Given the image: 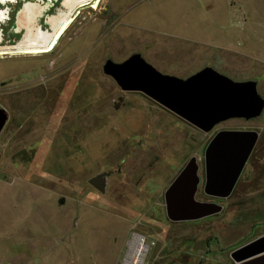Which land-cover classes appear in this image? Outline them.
<instances>
[{
	"label": "rangeland",
	"instance_id": "1",
	"mask_svg": "<svg viewBox=\"0 0 264 264\" xmlns=\"http://www.w3.org/2000/svg\"><path fill=\"white\" fill-rule=\"evenodd\" d=\"M238 1L100 0L96 10H77L51 54L0 57L8 116L0 133V264L11 256L18 264H125L128 243L136 251L140 238L141 264H232V250L264 235V111L203 133L102 73L108 59L150 51L161 74L186 79L211 67L256 82L264 99V34L249 40L235 32L242 14L247 26L256 29L260 19L264 29V0H240L248 14ZM52 3H7L0 46L21 41L25 29L48 31L47 18L64 11ZM27 6L45 8L38 25L20 26ZM222 130L259 139L232 194L214 199L202 192L203 153ZM191 157L199 166L196 200L222 211L172 223L163 193ZM103 173L101 194L88 181Z\"/></svg>",
	"mask_w": 264,
	"mask_h": 264
},
{
	"label": "water",
	"instance_id": "2",
	"mask_svg": "<svg viewBox=\"0 0 264 264\" xmlns=\"http://www.w3.org/2000/svg\"><path fill=\"white\" fill-rule=\"evenodd\" d=\"M102 73L121 92L141 94L203 133L229 120L257 119L264 111V99L257 92L256 82H236L211 67L181 79L161 74L135 53L121 63L106 60ZM7 120L6 111L0 107V133ZM258 139L257 132L245 130H222L213 136L203 153L205 196L227 199L232 194ZM198 172L196 158H189L164 191L168 221H197L222 211L220 205L196 200L200 184ZM108 175L95 176L88 184L103 194ZM229 258L232 264H264V235L235 248Z\"/></svg>",
	"mask_w": 264,
	"mask_h": 264
},
{
	"label": "bare ground",
	"instance_id": "3",
	"mask_svg": "<svg viewBox=\"0 0 264 264\" xmlns=\"http://www.w3.org/2000/svg\"><path fill=\"white\" fill-rule=\"evenodd\" d=\"M16 0H0V5L6 6L9 2H15ZM100 0H63L61 5L64 11L56 16L48 17L46 20L48 31H43L40 26L35 27V29H25L22 35L21 41L10 46L6 45L4 47L0 46V57L5 56H32L38 57L42 55L51 54L59 41L64 36L65 32L71 27L72 23L76 19L74 14L79 9L89 7L91 10H96L98 8ZM45 8L34 6L25 9V11L19 17V24L21 27H30L38 25L39 19L46 12ZM9 7L0 8V25L5 23L10 16ZM74 17V18H73ZM41 20V19H40ZM3 38L0 35V44ZM140 251V252H139ZM139 252V253H138ZM146 252V245L143 238L137 241V249L134 255V261L130 264H141L142 257ZM140 255H138V254Z\"/></svg>",
	"mask_w": 264,
	"mask_h": 264
},
{
	"label": "crops",
	"instance_id": "4",
	"mask_svg": "<svg viewBox=\"0 0 264 264\" xmlns=\"http://www.w3.org/2000/svg\"><path fill=\"white\" fill-rule=\"evenodd\" d=\"M238 2H240V6L237 4V8H239L240 9V12H242V11H245L246 10V12H247V14H248V11L249 10H247V8L244 6H242V4L243 3H241V1L239 0ZM247 18V19H246ZM244 19V20H243ZM247 21H251L250 19H249V16L248 15H244V14H242L241 15V19H240V22H239V20L237 21V23L235 24V32L236 33H240L242 36H244V34H245V36L247 37V39H248V37H249V40H256V39H258L260 36H259V34L262 32L263 34H264V29L263 28H261V26H260V24H261V22L262 21H260V19H256L255 20V24H257V26H256V29L253 27L254 25H246V24H250L249 22H247ZM259 29H260V31H259ZM239 33H238V35H239ZM242 33H244V34H242ZM261 33V34H262ZM253 36V37H251V38H253V39H251L250 38V36ZM246 37H242V39L241 38H239V40L241 41V40H243V39H245ZM238 40V41H239ZM241 42H243V41H241ZM243 44H245V42H243ZM142 57H143V59L147 62V63H149L150 65H152V66H154L155 68H157V63H156V61L154 60V58H153V56H152V53L149 51V52H146L145 54H142ZM28 199H30V198H28ZM31 200H33V199H31ZM130 244H131V242H130ZM130 247H131V245H130ZM33 252V251H32ZM13 255V254H12ZM16 255H18V253L16 254ZM15 258V259H14ZM20 261V258H18V256H16V257H10V260H9V264H18V262ZM132 261H134V257H133V255H131V260H129V263H127V264H130ZM26 263H29V261L27 260V262ZM25 263V264H26Z\"/></svg>",
	"mask_w": 264,
	"mask_h": 264
},
{
	"label": "flooded vegetation",
	"instance_id": "5",
	"mask_svg": "<svg viewBox=\"0 0 264 264\" xmlns=\"http://www.w3.org/2000/svg\"><path fill=\"white\" fill-rule=\"evenodd\" d=\"M53 1H54V3H52V6H54V4L57 3V2H62L63 0H57V1H56V0H53ZM93 189H94V188H93ZM130 242H131V241H130ZM130 242L128 243V251H127V254H128V256H130V254H131V255H133V257H135L134 255H136V254H135L136 251H135V249H134L133 247H132V248H133V251H132V248L130 247ZM145 245H146V244H145ZM146 248H147V246H146ZM139 252H140V251H139ZM139 252H138V253H139ZM138 253H137V254H138ZM138 255H140V254H138ZM129 260H131V256L127 259V261H126L125 264L129 263ZM5 263L9 264L10 262H9V261H6ZM27 264H28V263H27ZM136 264H137V263H136ZM142 264H143V262H142Z\"/></svg>",
	"mask_w": 264,
	"mask_h": 264
}]
</instances>
